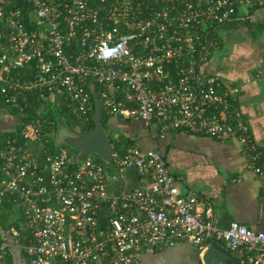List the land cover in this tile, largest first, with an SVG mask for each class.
<instances>
[{"label": "built area", "instance_id": "1", "mask_svg": "<svg viewBox=\"0 0 264 264\" xmlns=\"http://www.w3.org/2000/svg\"><path fill=\"white\" fill-rule=\"evenodd\" d=\"M238 6L255 11L264 0H0V117L17 115L0 129V208H17L28 232L23 244L15 225L0 222V264L13 248L28 264H138L142 253L178 242L201 259L213 244L234 264H264V231L221 227L210 203L181 193L157 148L78 162L65 147L51 151L54 120L23 121L31 102L55 101L87 124L92 84L108 122L141 121L159 138L183 131L234 140L260 174L239 88L202 69L214 27ZM128 171L137 182L113 190Z\"/></svg>", "mask_w": 264, "mask_h": 264}, {"label": "crops", "instance_id": "2", "mask_svg": "<svg viewBox=\"0 0 264 264\" xmlns=\"http://www.w3.org/2000/svg\"><path fill=\"white\" fill-rule=\"evenodd\" d=\"M229 24L238 37L226 44L220 34H215L217 26L214 27L202 69L204 74L216 75L226 84L239 88L238 105L261 148L260 174L247 168L241 146L234 140L219 141L183 131H169L159 138L156 126L148 128L141 121L111 119L109 123L114 136L122 134L134 145L143 149L157 148L164 153L172 172L183 181L181 193L193 190L201 205L210 203L221 227L236 221L264 231V8L251 11L238 6L232 18L222 25ZM130 173L120 176L113 190L117 183L122 182V187L133 185ZM1 216L6 224L15 225V221H20L21 227L24 226L21 212L14 206L2 209ZM11 252L14 263L25 264L17 248ZM141 257L142 264L184 261L202 264L197 250L185 242L160 247L152 253L144 252Z\"/></svg>", "mask_w": 264, "mask_h": 264}, {"label": "trees", "instance_id": "3", "mask_svg": "<svg viewBox=\"0 0 264 264\" xmlns=\"http://www.w3.org/2000/svg\"><path fill=\"white\" fill-rule=\"evenodd\" d=\"M31 99V98H30ZM31 101H33V99H31ZM91 102H92V106H93V109H94V101H93V97H91ZM32 105L30 106V108H27V117L26 119H23V121L27 120V119H30L31 117H35L37 116V114L39 115H42L46 118H49V119H52L54 120L55 122V127H56V132H58L59 128L60 127H66L69 129V131H71L72 133H83L85 131H88L90 129H92L94 127V122H93V113L94 111H92V114L90 115V118H89V122L85 125H81L79 128H76L77 127V123L80 122V119L78 117H75L71 114H69L67 111H66V108L63 106V104H57L55 101H48V102H45V103H39V102H31ZM40 104V105H39ZM38 106H41L42 107V110H39L37 112V110L35 111V109L38 107ZM17 115L16 114H12L11 115H4V116H1L0 118H2L1 120H3V123L0 124V129H2L1 127H4L6 126L8 123H9V119L12 118L16 121L15 118ZM41 116V117H42ZM4 118L8 119V123L5 124L4 123ZM0 120V121H1ZM102 120H103V124H104V127L110 137V140L114 146V149H115V152H116V156L119 157L120 155H122L124 153V151L131 145H134V142L129 139L128 137H125L124 135L122 134H118L116 136H114V131L113 129H111V124L108 122V118L107 116L105 115V113L102 111ZM126 121V120H125ZM5 124V125H4ZM1 131H0V135H1ZM65 147L69 150H71V148L68 146V145H60V146H56V141L55 142H52L51 144V151L55 152L57 150L58 147ZM164 154V153H163ZM165 155V154H164ZM96 157L98 159H100L97 155ZM112 165H109L107 166V170L111 173H115L116 169L115 167H113V162L111 163ZM132 173H130V180L132 182V184H135L138 180V176L133 172V171H130ZM131 186V185H129ZM122 188V182L121 183H117L116 184V190H119ZM11 204L10 203H7V202H4V205L2 207V209H6V208H10ZM1 209V211H2ZM1 211H0V222L2 225H6V221L5 219L1 216ZM15 226L20 230V233H21V242L26 243L27 242V238H28V232L26 230L23 229V227H20L17 223H15ZM20 253V252H19ZM21 254V257L22 258V261L25 260V264H28V259L25 255V252H22L20 253ZM8 264H16V262L14 263L15 260H13L12 258V252L10 251V253H8Z\"/></svg>", "mask_w": 264, "mask_h": 264}, {"label": "water", "instance_id": "4", "mask_svg": "<svg viewBox=\"0 0 264 264\" xmlns=\"http://www.w3.org/2000/svg\"><path fill=\"white\" fill-rule=\"evenodd\" d=\"M89 89L94 101V113L92 117L94 127L79 134L70 131L65 139H62L61 135L57 133L56 146L64 144L76 150V160L78 162L83 160L88 154H95L102 161L110 163L111 159L116 156V152L103 124L98 91L92 84L89 85ZM202 260L205 264H234L227 252L213 244L205 251Z\"/></svg>", "mask_w": 264, "mask_h": 264}, {"label": "rangeland", "instance_id": "5", "mask_svg": "<svg viewBox=\"0 0 264 264\" xmlns=\"http://www.w3.org/2000/svg\"><path fill=\"white\" fill-rule=\"evenodd\" d=\"M240 10L242 11V10H243V7H241ZM224 24H225V23H224ZM215 34H216V35H217V34H220V35L223 37V41H224V43H226L228 40H229L228 43H230V41H231L233 38L236 39V38L238 37V35H236V31L234 30V28L232 27L231 24H229V25H227V26H226V25L217 26V27L215 28ZM226 44H227V43H226ZM1 119H2V118H0V120H1ZM11 121H12V120L10 119V120H9V123H11ZM1 123H3V120L0 121V124H1ZM4 123L7 124V123H8V119L4 118ZM5 124H4V125H5ZM81 125H82V122H78L76 128H79ZM57 133H59V134L61 135L62 139H65L66 136L70 133V131H69V129L66 128V127H60ZM68 150H69V149H68ZM69 152H70L71 154H73V155H75V154L77 153V151L74 150V149H72V148H71V150H69ZM90 156H91V157H96L95 154H90ZM15 222L21 227L22 224L20 223V221H15ZM24 263H25V260H24ZM54 264H57V263H54ZM140 264H142V257H141V256H140ZM178 264H189V262L184 261V262H179Z\"/></svg>", "mask_w": 264, "mask_h": 264}]
</instances>
